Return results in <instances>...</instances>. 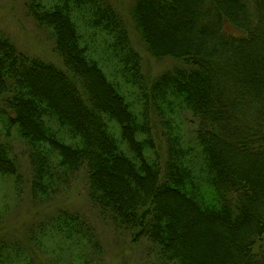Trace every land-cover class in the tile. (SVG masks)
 I'll return each mask as SVG.
<instances>
[{"label": "trees", "instance_id": "1", "mask_svg": "<svg viewBox=\"0 0 264 264\" xmlns=\"http://www.w3.org/2000/svg\"><path fill=\"white\" fill-rule=\"evenodd\" d=\"M26 10L62 64L0 31V183L24 190L19 142L32 200L83 172L99 215L149 240L156 264H264V0H133L126 19L109 0ZM130 24L175 64L146 74ZM45 228L95 264L97 236L75 212Z\"/></svg>", "mask_w": 264, "mask_h": 264}, {"label": "rangeland", "instance_id": "2", "mask_svg": "<svg viewBox=\"0 0 264 264\" xmlns=\"http://www.w3.org/2000/svg\"><path fill=\"white\" fill-rule=\"evenodd\" d=\"M28 1L0 0V31L20 50L61 65V59L54 51V38L46 27L36 23L28 14ZM109 1L125 19L128 18L133 0ZM130 28V39L140 54L146 74L154 77L175 64L172 58L154 57L131 24ZM131 92L128 93L129 98ZM15 147L24 176V190L19 193L8 181L0 183V244L4 252L10 253L9 264H78L74 252L65 251V243L45 228L50 215L60 208L75 212L81 225L91 228L96 234L100 248L96 250L93 263L156 264L157 255L149 240H136L131 231L115 228L99 215L87 196L83 172L77 175L67 190L65 188L55 197L45 201L32 200L28 194V183L25 184L30 178L31 166L23 145L15 142ZM89 248L88 243L85 250Z\"/></svg>", "mask_w": 264, "mask_h": 264}]
</instances>
